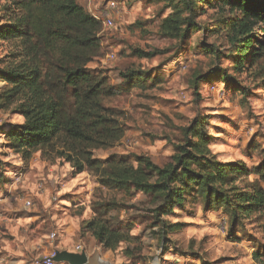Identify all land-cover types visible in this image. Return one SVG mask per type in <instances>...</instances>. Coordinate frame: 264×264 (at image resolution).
I'll return each instance as SVG.
<instances>
[{"label": "rangeland", "instance_id": "obj_1", "mask_svg": "<svg viewBox=\"0 0 264 264\" xmlns=\"http://www.w3.org/2000/svg\"><path fill=\"white\" fill-rule=\"evenodd\" d=\"M117 1L113 26L101 25L98 54L87 67L117 91L103 105L114 111L124 134L113 147L95 149L93 157L141 155L163 165L168 162L167 151L184 141L182 128L202 117L207 118L206 130L212 137L210 151L219 161L256 164L264 151V79L254 76L256 68L251 74L246 61L241 72L234 70L236 50L227 23L231 15L209 6L212 0H192V14H182L189 17L185 22L189 30L183 37L171 38L159 26L174 10L183 9L184 0ZM12 2L0 0V26L17 14ZM79 2L94 11L104 0ZM18 45L16 39L0 40V67L16 60ZM135 47L160 53L139 58L133 55ZM108 54L114 59L106 61ZM5 88L0 80V92ZM242 88L248 92L245 97ZM13 107L0 108V175L6 181L0 184V239L10 246L23 242L16 238L22 229L36 228L23 237H39L66 249L80 243L101 264H259L253 253H264V211L232 228L221 209L204 210L203 200L186 192L181 207L156 221L151 210L160 205L163 193L127 195L103 188L88 170L73 173L58 155L63 148L59 140L22 159L4 139V126L23 122ZM254 179L244 177L240 185ZM41 183L45 193L39 192ZM22 193L32 207L24 206ZM53 195L56 200L51 201ZM93 208L105 209L104 217L114 226L131 227L136 239L107 251L88 234L79 235L77 223L90 219ZM19 218L29 220L23 225ZM51 232L56 237L50 242Z\"/></svg>", "mask_w": 264, "mask_h": 264}, {"label": "trees", "instance_id": "obj_2", "mask_svg": "<svg viewBox=\"0 0 264 264\" xmlns=\"http://www.w3.org/2000/svg\"><path fill=\"white\" fill-rule=\"evenodd\" d=\"M207 4L231 15L227 23L236 50L234 70L241 72L246 61L247 70L252 74L256 68L254 76L263 80L264 0H212ZM12 6L17 14L0 26V40H18L19 51L13 53L16 60L0 67V80L7 85L0 92V108L8 111L13 105L23 118L22 123L4 126L3 132L9 148L22 159L43 147L52 148L59 140L63 148L58 155L73 173L88 170L103 188L127 195L163 193L160 205L151 210L156 221L181 207L186 192L200 197L204 210L221 209L232 228L264 211V151L251 167L240 160L219 161L209 148L212 137L206 130L207 118H195L182 128L184 141L173 146L163 165L141 155L93 157L95 149L113 147L124 134L114 111L103 105L117 91L87 67L98 54L101 22L79 0H13ZM186 11L192 14V0H184L182 10L164 18L159 30L171 38L185 36L190 28L185 24L189 17H182ZM132 52L139 58L160 53L137 47ZM247 94L242 88V95ZM250 175L254 181L241 186L242 179ZM1 176L0 184L6 183ZM106 213L93 208L90 219L80 222V232H89L110 251L136 239L131 227L114 226L104 217ZM253 257L264 264V253L256 250Z\"/></svg>", "mask_w": 264, "mask_h": 264}, {"label": "crops", "instance_id": "obj_3", "mask_svg": "<svg viewBox=\"0 0 264 264\" xmlns=\"http://www.w3.org/2000/svg\"><path fill=\"white\" fill-rule=\"evenodd\" d=\"M168 150V149H167ZM167 160L169 159V155L171 153L170 149L167 151ZM106 156H103L101 158H105ZM100 158V157H98ZM223 161H234V160H223ZM242 161V160H240ZM72 169V168H71ZM0 192H2V189H0ZM10 192V191H8ZM5 193V197L7 194V191L4 192ZM11 193V192H10ZM61 202V201H58ZM47 203V200H46ZM62 203V202H61ZM60 207V206H57ZM35 218V217H34ZM29 218H25V219H21L19 218V222L18 224H23L26 225V221H28ZM80 222L77 223V230L79 235H83V234H88L89 236H91V238L94 240V238L92 237V235L89 232H84L81 233L80 232ZM15 230V229H13ZM12 230V231H13ZM34 231H37V229L33 228H27V229H22V231L19 232V234H17V240H21L23 241L21 244L16 243V246H10V244L7 243V241H4L3 239H0V264H32V261L34 260V258H36L37 256L43 255V254H48L49 252H51L52 250L58 249V250H63L65 248V250L68 251H74L73 249H66V247H62L58 244H50L47 242H44L42 238H33L32 240L29 239H25L24 237L28 234V235H32L31 233H33ZM15 232H17L15 230ZM23 233H25L26 235L23 237ZM24 238V239H23ZM41 240V241H39ZM77 241H80L79 239ZM95 241V240H94ZM51 242V241H50ZM62 243H66L65 240H61ZM96 243V241H95ZM98 244V243H96ZM99 246L102 247L101 244H98ZM104 249V248H103ZM105 250V249H104ZM87 253V250H85ZM109 251V250H107ZM99 264H101L99 261H97ZM59 264H66L65 262H58Z\"/></svg>", "mask_w": 264, "mask_h": 264}, {"label": "built area", "instance_id": "obj_4", "mask_svg": "<svg viewBox=\"0 0 264 264\" xmlns=\"http://www.w3.org/2000/svg\"><path fill=\"white\" fill-rule=\"evenodd\" d=\"M102 3H101V9L94 11L89 9V11L96 19H98L101 22L103 28H111L113 26L112 15L113 13H117L119 11V2L117 0H104V2ZM112 59H114L113 54L106 55V61ZM50 173H53V171ZM39 192L45 193V187H43L42 183L39 185ZM20 199L24 203L25 207H32L33 203L24 193L20 194ZM50 199L51 201L56 200L54 195L50 197ZM47 237L50 241L54 240V238L56 237V232H51ZM55 250H52L48 254L37 256L32 261V264H55L53 261H51V257L54 255ZM74 251L75 252L84 251L86 253L85 249L80 243H76V245L74 246Z\"/></svg>", "mask_w": 264, "mask_h": 264}, {"label": "water", "instance_id": "obj_5", "mask_svg": "<svg viewBox=\"0 0 264 264\" xmlns=\"http://www.w3.org/2000/svg\"><path fill=\"white\" fill-rule=\"evenodd\" d=\"M51 261L65 262L66 264H99L93 258L89 257L84 251L72 252L68 250L56 249L54 255L51 257Z\"/></svg>", "mask_w": 264, "mask_h": 264}, {"label": "bare ground", "instance_id": "obj_6", "mask_svg": "<svg viewBox=\"0 0 264 264\" xmlns=\"http://www.w3.org/2000/svg\"><path fill=\"white\" fill-rule=\"evenodd\" d=\"M98 261H99V259H98ZM100 263H101V261H99Z\"/></svg>", "mask_w": 264, "mask_h": 264}]
</instances>
